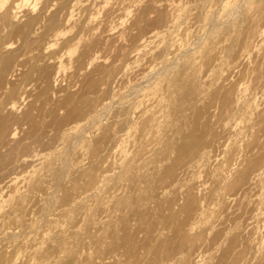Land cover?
Wrapping results in <instances>:
<instances>
[{
  "label": "bare ground",
  "instance_id": "6f19581e",
  "mask_svg": "<svg viewBox=\"0 0 264 264\" xmlns=\"http://www.w3.org/2000/svg\"><path fill=\"white\" fill-rule=\"evenodd\" d=\"M29 1L30 0H0V9L4 10V13H3L4 15H2L0 17L1 18L0 22L5 20V22L6 21L9 22V24H13L14 22L16 23L17 19L19 17H21V16H19L22 13L21 10L22 9L24 10L23 7L27 6L26 4H28ZM104 1H107V0H104ZM104 1L102 0V3ZM115 1H112V2H115ZM129 1H131V0H128L127 2H129ZM191 1H193V0H191ZM50 2H51L50 0H47L46 7H44V8H48L49 4L51 7ZM52 2H53V0H52ZM94 2L96 4H98L97 2H99V4H98L99 6L102 5L100 0H94ZM137 2H138V0H137ZM142 2H143V0H142ZM162 2H163V0H162ZM177 2H178V0L177 1L170 0V1H167V2L159 4V5L156 4L157 6L155 5V3H152V4L150 3V5L148 7L146 6L147 8L144 9L145 11L142 8L140 9V11H144V13L142 15V13L140 12L141 14H139V15H142V16L138 17V19L133 23V26H131V29L129 32L127 29H125L126 27L125 28L123 27L124 24L122 25V29H124L125 31L127 30L126 32L129 34V37L130 36L132 37L133 32L136 31L137 32V34H136L137 39L138 38L142 39V43L137 50V51H139V54H140V52L143 53L145 56H147V58H151L152 61L154 59H155V61L159 60V61H156V63L153 64L152 66L149 65V67H147V68L144 67L143 72H142V74H144V77H142V79L139 78L140 80L137 79V80L141 81L139 84H138L139 81L137 82L135 77H133V79L136 80L137 84L135 85L134 81H133L132 83L134 86L131 85V86H133V89L131 88V86H129V88H128V90L131 88V90L129 91L130 94L129 93L125 94L126 97L129 94L128 97L130 98V100H128L126 102L120 101L121 103L116 102V103H118L117 106L115 105V103L112 100L109 103H107V105H105L104 107H101V108L97 107L95 105V102L97 101L100 92L102 93V91H104V89L108 86V84L105 83V77L110 76L111 72H109L108 76H105V70H103V71L98 70L99 65H101V63H102L101 61H100L101 63H99V59H101L100 58L101 56L98 55L99 56V58H98L97 56H95V54H96L95 53L94 56H92L90 58L88 57L90 61H89L88 65L86 66V68L88 67L89 72H90V67H92L96 63H99V65H98L97 71L94 72V74L85 76V79L83 78L84 79L83 80L84 81V85H83L84 89L83 90H85V92H86L85 98L79 102H75L72 99L73 97L72 98L67 97L68 99L67 100L65 99L66 105L68 107L66 109L69 110V113H68L69 117H76V118L83 117L86 109H87L86 113H90V116H91V117H89L90 120H88L87 122H83V125L77 131L75 130L72 132V136L70 137V142H69L68 146L66 147V145H64L66 147V149H64V151L61 150V151H63L62 155L69 154L70 156L68 155L62 159H59L58 156H55V154H52V155L50 154V155L46 156L45 152L50 151V149H51V143L49 141L50 137L48 136L49 134L46 130L44 131V126H46V124L45 123H42V124L39 123L36 119L37 115L35 117L34 114L32 112H30V110L28 112L25 111L26 112L25 113L24 109H22V108H25V106L23 107V105H21L22 107L21 108L19 107L20 109H18L17 105H19V103L12 102L11 105L8 106L9 107L8 110L12 114L14 122L18 121V118H19V117L16 118L17 117L16 114L18 112H21V113L24 112V115L22 114L23 116L20 120V128L19 129L17 128V129L18 130L21 129V131H23V132L26 131L28 133L26 140L18 141L17 140V136H18L17 134H19V132L17 130L10 129V127L12 125L10 126L9 121H7V119L1 118V115H0V205L2 202L5 204L9 200V204L7 203L8 206H7V209L5 211L3 210L5 207L2 209L0 208L1 211L3 210L2 211L3 214L0 215V264H82V257L84 256L85 253L82 252L79 254L78 251L75 252V250H72V248L70 247L71 246V240L74 241V239H76L79 236L78 234L80 233L79 230H78L79 231V233H78L74 229L77 217H76V219H74L75 222H74V220L73 221L71 220V222H70V217L67 216V214H68L67 210L68 209L66 208V206H68L70 203L75 202V204L80 205L82 207V209H84V207L87 204L89 205V201H91L92 199H97L96 203L98 202V204L102 205L103 210H102V212H100V213H102L101 218H99V215L95 214V216L97 215L96 216L97 219H95L94 216L93 217L91 216L92 218L89 217L88 222L86 221V226L88 228L87 227H83V228L85 230L86 229L90 230L91 233H93L91 229L104 230V231L106 230L107 232L108 231L112 232L118 236V234L121 231L125 232L124 230H128V229H131L134 231V229L138 228L139 225H142V223L144 224L145 222H148L150 218L155 217V216L159 217L158 218L159 222L155 225V227H152V229H149L148 233H147L149 236L154 237V240H151V237H150V241H152L153 243H152L151 248H150L151 250L148 249V251H150L151 256H150V258L143 256L141 258L140 264H203V263L205 264L206 263L205 261H207V259H205V261H203L204 258H202V257L206 254L202 255V257H201V255L196 256V253H198V251H197L198 246L195 247V244H196V241H201L202 239H207L208 237H209L208 238L209 240H204V242H203V244H205L206 246H211L212 244H214L213 250H217L221 247L225 248L224 256H223V258L219 264H264V258L262 256L263 246H264V108L259 109V107H255L251 103L252 99L254 98V96L256 94V91H255L254 96H252L251 94H250V96L248 94H245L246 91L242 92V93L235 91L236 94L233 97H231V94L228 93V91H227V93H225L226 95L223 97V100H221L219 102V104L215 105V107H214L215 111L212 114L210 112L209 115L212 118L213 117L216 118V115H219L218 116V117H220V118H218L219 119V122H218L219 126H221L220 125V119H221V122L223 121V124H224V121L226 122L224 125L225 136L223 137V139H226L228 142H229V140H230V142L232 140L234 147H233V151H230L231 156H230L229 160L226 162L225 166H223V167H225L226 170H223L222 168L213 169L214 172L213 173L211 172L212 174H209L210 177L209 176L204 177V179L209 178L204 183L194 184L193 186H190L189 184H187L186 181L190 177V174H193L192 172H194L195 168L206 167V170L205 169H203V170H205L207 172V169H208V171L210 172L209 168H211V170H212V168H214L216 166V164H215L216 162L213 160L215 153L212 150V147L215 143H220L223 141H222V139H221V141H218V139L216 140L215 138L218 137L216 135V137L214 136L210 141H208V143L203 142V140L205 141V139H203V137L205 135H207V136L210 135V134H207L209 132H207V133L205 132V135L203 137L200 134H199V136L196 135V136H198V138L196 136H194V133H189L190 135H188V133H187L188 136H185V133H184V136H182L180 139H177V138L175 139V137H176L175 136L174 137L175 140L173 141V139H172L173 142H171V144L167 142V143H164V145L161 144V147H159L160 145L159 146L157 145V147H159L158 148L159 150L156 149L157 147L155 148L156 149V156L153 153V155L155 156L154 158L157 157V160L154 158L152 159L151 163L152 164L155 163L152 167H145V166L140 167L142 165V163L139 165V167H136L135 164H132L133 159L131 161H129L130 163H127V161L124 160V158H123V161H125L124 163H127V164H126V167H124L125 169L123 168V166H125V164H123L122 169H124V170L120 169V172L122 170V171H124V174H127L129 176L128 182H130V184H128V182H127V185L125 187L120 186L118 188L115 187L116 186L115 182L113 185L111 184V187L112 186L113 187L112 188L109 187L110 191H112L110 199L107 200V198H103L104 196L103 197L101 196L103 199L100 198V194L101 193L103 194V191H104V181L106 179V178L104 179L102 176L100 177V180L97 181V183L95 184V186L92 189H90L86 192H82L78 195L75 192V189H76L75 186L78 183V179L76 177L77 175L82 177L83 180H84V178L85 179L92 178V173L86 171L87 168L85 169V164H84V162L86 160H88L89 158H87V156L82 155L80 153L81 149H82L80 147L82 146L81 145L82 143H84V142L88 141L90 138H92V137H89V134L91 132H89L90 130H88V129H91L94 125H96L100 119H104L105 121L99 128V138L96 137L95 145L93 147V154H99V160L98 161H100V157L103 156L101 154V151H100L102 142H104V141L109 142V140H112V139L116 140V138H118L117 136L121 135L120 133L124 132V129H126L127 127L129 128L130 126H132V124H139L141 126V137H142V139L149 138L151 136V132H152L153 128L156 125H158V123H160L161 120L166 118L168 110H169V106H170L169 104L172 101V99L174 101L173 97H175V95L177 98L179 95V98L178 99L176 98V101L174 103V108H173L174 121H172L173 124L168 122L167 128H169V123H170L172 125V127H170V131L174 126L176 129L175 132L177 131L179 133L178 135H180V134L182 135V133H183L182 131H184V128H182V126H184V125H183V123H182V125H180V123L182 122V119H185L184 118V116H185L184 107H186V105H187L186 100L188 98H189L188 100H190V98L196 97L197 101L200 102L204 99V97H203L204 91L200 90L201 89L200 88L201 83L199 84L200 81L197 82V80H199L200 78L202 79V75L204 74V72L202 75H200V78L197 77L198 79L195 78L193 81H191L192 84L189 83L190 86L188 88H186L187 91L184 90V92L185 91L186 92L184 93V97L181 98V95L183 96V94H182L183 91H181V90L183 88H185L184 83H185V80L187 77V73H188L187 71L189 69L191 70V73H192V71H194L191 67L196 63L195 60L197 59V55H199V54L202 55V53L203 52L205 53L207 50L210 53L212 51H215L216 56L213 58V61H212L213 69L210 71L211 68L209 69V67H208L209 70L208 69L207 70L209 71L208 72L209 74L208 73L207 74H208V77L215 78L217 83L220 80L226 81V83H227L228 80H230V78L233 77V75L237 72V70H239L238 72H240V69H244L242 67H246V61H247V59H249L250 55H251V57H253V56L256 57V55L252 56L253 52L258 51L256 47H252L248 50L243 49V52L240 55H238L237 57L235 56L236 55L235 51L237 50V44L238 43L240 44V42L245 41L246 33L244 32V25L246 24V22H249L251 24H256L255 27H258L257 23L262 22L264 20V0H198L197 2L195 1L196 4L195 3L194 4H192V3L187 4V2H186L185 4H187V5H194V6H191L190 8H188L186 11H184L182 6L180 4H177ZM139 3H141V2H139ZM139 3H137V4L139 6H141L142 4L140 5ZM118 4H116V5H118ZM132 4L134 5V3H132ZM105 5H107V4H105ZM127 5H128V3H127ZM138 5L137 6L135 5L136 6L134 8L135 11L137 10L136 9L137 7L140 8ZM187 5L186 6L183 5V6L187 7ZM121 6L122 7L124 6L123 2H122ZM121 6H120V8H121ZM28 7H29V5L27 6V9H28ZM52 7H53V5H52ZM132 7H134V6H131V8ZM170 7L173 8V10L176 12V15L177 14L178 15L175 16L176 19L173 21V27H172L173 29L171 31H166V29L163 27V26H165V24H163L164 20H163L162 15L158 16L159 18L158 17L156 18V15H155V19L152 20V18H151L152 15L150 13L153 10H155V11L161 10L162 11L161 13H164ZM134 9H133V11H134ZM163 9H166V10L163 11ZM29 10H32V9H29ZM114 10H115V8H114ZM128 10H130V9H128ZM20 11H21V13H20ZM25 11H26V9H25ZM44 11H45V14L47 13V16H48L49 12H46V10H44ZM130 11H131L130 13L133 14L132 10H130ZM155 11H153L152 14L153 13L155 14ZM111 12H112V10H111ZM127 12H126V14H127ZM180 12L181 13L185 12V13L183 16H180V14H181ZM193 12H196V15H198L197 18L199 20L196 21L195 18L192 17ZM1 13H2V11H1ZM43 13H42V15H43ZM108 13H110V11ZM124 13H125V11H124ZM32 14H34V11H32ZM38 14H37V17H32L31 11L30 12L27 11V13L25 14L27 17V20H26V23L24 24V26L17 28L18 22L16 25H14V27L15 26L16 27L13 30V33H14V35H16L19 38V42H20V48L18 47V50L17 49L13 50V48L16 47L17 44L16 43H15L16 45L11 44L12 41L11 42L9 41V43L11 45L10 44L9 45L3 44V42H2V44H0V91H2L6 87V85L4 87L2 84V82L4 81V78H5L4 72L17 61L18 56L21 55L20 53L27 51L29 49H32L35 45L40 43L42 41V39L45 37V34H46L45 31L46 30H47V34H48V31H49V33L55 32L54 27L56 26V23L59 20H57V19H56V21L54 19L48 20V21H50L48 27L42 28V27H40L41 23H40V26H38ZM132 14H129V15L131 16ZM156 14H158V13H156ZM159 14H160V12H159ZM172 14H173V12H172ZM74 16L75 15L70 14L69 17H66L67 18L66 24H65L66 27H67V25H69L74 20ZM130 16H128V17H130ZM45 17H46V15H45ZM116 17H117V15H116ZM118 17H120V16H118ZM133 17H134V14H133ZM172 17H174V16H172ZM22 18H24V16ZM22 18H20V20ZM125 19H126V17H125ZM131 19H132V17L130 18V20ZM135 19H136V17H135ZM164 19H165V17H164ZM242 19L245 20L244 24L240 28H236V24L240 23V21ZM79 20H77V21H79ZM115 22H116V20H115ZM42 23L44 24V22H42ZM120 23H121V21H120ZM120 23H119V25H120ZM96 24H97V22H96ZM115 24L116 23L113 24L114 28L116 26ZM182 24H186L190 28H191V26H192V28L196 27L193 31L195 33L197 32V35L195 36L194 40H192L189 43H186L185 45L182 44L181 39H179L180 35L177 34V28L179 26L181 28ZM46 25H47V23H46ZM74 25H75V23H74ZM76 25H77V27H79L78 22ZM76 25H75V29H76ZM109 25H110V23H109ZM128 25L130 27V24H128ZM150 25H152L151 27H153V28L152 29L150 28V30H148L149 29L148 27H150ZM85 26L83 27L84 31H85V29H87V27L85 28ZM6 27H7V24H6ZM14 27H12V29ZM90 27L92 28V26H90ZM90 27H89V29H90ZM129 27H128V29H129ZM161 27H163L165 30L164 29L161 30ZM101 28L102 27H100V29ZM119 28L121 29V27H119ZM119 28L117 31L121 32L122 30H119ZM70 29L71 30L73 29V32L75 31L74 28H70ZM70 29H68L66 31V29L64 28L65 31L62 30L63 32H61V33L63 34V36H61V37H66L67 34L69 35L68 31L70 32ZM80 29H82V28H80ZM95 29H97V28L95 27ZM103 29H104V27H103ZM6 30H7V28H6ZM105 30H106V28H105ZM107 30H106V32H107ZM110 30H112V28ZM163 30H164V33L161 32ZM0 31H1V24H0ZM10 31H12V30L10 29ZM10 31H8V32H10ZM87 31L88 30H86V32ZM117 31L115 30V32H117ZM120 32H118V35ZM5 33H6V31H5ZM59 33L60 32H58V34H57V32H55V34H52L53 35L52 38H49L50 41L49 42L47 41L48 43L45 42V46L41 47V50H42L41 53L43 52L45 55H47L48 51H50L51 49H53L55 46L58 45L57 42H59V43L62 42L58 39V38H60ZM84 33H83V35H85ZM111 33H113V30L110 31V37L113 36V35L111 36ZM120 34H121L120 36L123 38L125 36H127L125 32H122ZM70 35H71V33H70ZM101 35H105L104 32ZM116 35H117V33H116ZM6 36L8 37L7 34H6ZM108 36H109V34H108ZM120 36H119V38H120ZM12 37H13V34H12ZM46 37H49V36L47 35ZM75 37H76V35H75ZM252 37L259 40L260 48L264 47V23H261V25H259V28H257V30L253 33ZM80 38H82V37H80ZM11 39H13V38H11ZM66 39L67 38H65V40ZM248 39H250V37H248L247 40ZM160 40L164 44L163 47H161V44H158V41H160ZM118 41L121 42L120 39ZM135 41H136V39L134 40V42ZM139 41L141 42V40H139ZM66 42H67V40H66ZM88 42H89V40H88ZM90 42H92V41H90ZM131 42H133V40ZM75 43H77V42H75ZM106 43H105V45H106ZM85 44H87V42ZM85 44H83V45H85ZM96 44H97V42H96ZM126 44H127V42H126ZM129 44H130V42H129ZM242 44H243V42H242ZM80 45L82 46V44H80ZM94 45L95 44H93V47H94ZM108 45H109V43H108ZM64 46H65V44H64ZM113 46H112V49H113ZM254 46H255V44H254ZM57 47H60V46H57ZM78 47H79V45H78ZM91 47H92V45H91ZM102 47H105V46L102 45ZM37 48H38V46H37ZM65 48L67 49V47H65ZM81 48H80V50H81ZM83 48H84V46H83ZM70 49H72V48H70ZM94 49H95V47L93 48V50ZM61 50L63 51L64 49H61ZM238 50H240V48ZM57 51H58V49H57ZM97 51H98V49H97ZM99 51H100V49H99ZM99 51H98V53H99ZM115 51H116V49H115ZM33 52L35 53V51H33ZM37 52H38V50H37ZM68 52H69V48H68ZM68 52H66V53L68 54ZM102 52H101V54H102ZM39 54H40V52H39ZM139 54L137 53V55H139ZM258 54H259V51L257 52V55ZM35 55H36V53H35ZM45 55H44V57H45ZM58 55H59V53H58ZM205 55H206V53H205ZM89 56H91V55H89ZM135 56L136 55H134L132 59H134ZM233 56H235V58H232ZM260 57H261V55H260ZM262 57H263V54H262ZM59 58H60V56H59ZM81 58H82L81 62L83 63V61H85V58L83 60L82 55H81ZM200 58H201V56H200ZM46 59H47V57H46ZM113 59H115V55H114ZM130 59H131V57H130ZM138 59L136 57V60H135L136 63H135V61H132L133 63H135V66H136V64H138V62H137ZM75 60L76 59H74V62H75ZM57 61L58 62L56 64L54 62H52L55 64L54 70L57 72L56 78L62 72H63V74L65 73L64 70L66 71L65 67L67 66V64L65 66L63 65L64 61L62 62V59L60 61L59 60H57ZM112 61H114V60H111V61L107 60V62H110V63ZM144 61L146 62V58ZM197 61H199V60H197ZM103 62H105V61H103ZM115 62H117V60H115ZM142 62H143V60H142ZM26 63H29V62L26 61ZM34 63H35V61H34ZM50 63H51V61H50ZM50 63H49V65H50ZM68 63L70 64V63H72V61L68 62ZM129 63H130V60L127 63V65ZM23 64H25V62L21 63V66ZM140 64L141 63H139L138 66ZM150 64H151V62H150ZM248 64L249 63H247V65ZM259 64H261V61ZM259 64H258V66H259ZM199 66L203 67V65H201V64ZM258 66L257 67L254 66V70L256 72L258 71V68L260 67L259 72H257L258 78L257 77L256 78L259 79V82H263L264 81V64L260 65L259 67ZM42 67H43V64H42ZM130 67H131L130 70H128L129 72H131V69L134 68L131 65H130ZM140 67H141V65H140ZM210 67H212V66H210ZM18 68H20V67H18ZM24 68L26 69V66ZM43 68L45 69V65ZM106 68H108V67H106ZM199 68H198V70L196 68H194V69L199 71ZM27 69H28V66H27ZM33 69L35 70V67ZM88 69H86V70H88ZM12 70H13V68H12ZM19 70H21V69H19ZM35 71H37V70H35ZM84 71L85 70L83 69V71L82 72L80 71V73L86 74L87 71H86V73H83ZM201 71H203V70H201ZM15 72H14V74H16ZM129 72H128V74H129ZM134 72H135V70H134ZM19 73H20V71H19ZM66 73H67V71H66ZM80 73H79V75H80ZM199 73H198V76H199ZM132 74L134 75V73H132ZM138 75H139V73H138ZM257 75H255V76H257ZM20 76L21 75H19V77ZM32 76L34 77V75H32ZM61 76L62 75H60V78H61ZM81 76H80V78H81ZM192 76L194 77V75H192ZM124 77H125V75H124ZM204 77H206V76L204 75ZM31 78H30V80H31ZM45 78H46V76H45ZM9 79H10V77H9ZM61 79H63V77ZM77 79H76V81L79 82V80H77ZM118 79H120V75H119ZM209 79L210 78H208V80ZM240 79H242V78L240 77ZM27 80H29V79H27ZM44 80H46V79H44ZM204 80L205 79L203 78V81ZM206 80H207V78H206ZM236 80L239 81V79H237V77H236ZM58 81L60 82V80H58ZM58 81H56V79H55V82H51V84L53 83L54 86L53 85H50V86L56 88L55 83H58ZM213 81H214L213 83H215V80H213ZM248 81H249V79H248ZM33 82H34V80H33ZM116 82L117 81L115 80V84H116ZM129 82H131V80ZM8 83H10V82L7 81V84ZM121 83H122V80H121ZM161 83H164V85L166 84V89L164 91L161 88L162 92H164V93L158 94V92H152L154 89H156V87H159V85ZM217 83L215 85H217ZM235 83L236 82H234V84ZM40 84L41 83L39 81V85ZM79 84H80V82H79ZM79 84H77V85L79 86ZM124 84L127 85L126 82H124ZM227 84H229V83H227ZM25 85L27 86V84H25ZM35 85L38 86L36 83H35ZM35 85H34V87H35ZM46 85H48V84H46ZM59 85H60V83L58 84V86ZM235 85H237V84H235ZM231 86L233 87V84ZM240 86H242V84H240ZM30 87H31V85H30ZM34 87L31 89L32 90L35 89ZM213 87H215V86L213 85ZM258 87H256V88L258 89ZM210 88H209V90L211 91ZM241 88L242 87H239V89H241ZM243 88H244V86H243ZM28 89L23 91L22 95L20 96L22 98L21 102L24 101V99H26V98L28 99V97L30 96ZM79 89H80V87H79ZM34 91H36V90H34ZM79 91H81V90H79ZM189 91H192L191 95L189 94ZM207 91L205 90V94ZM210 91H208L207 93H209ZM225 92H226V90H225ZM233 92H232V94H233ZM247 92H248V90H247ZM122 93H124V92L122 91ZM220 93H221V91H220ZM31 94H33V93H31ZM83 94H82V97H83ZM257 94L261 95V93H258V91H257ZM4 95H5V93H4ZM17 96H18V94H17ZM262 96L264 98V94H262ZM31 97H33V95ZM120 97L122 98V95H120ZM0 98H3V96ZM74 98H76V97H74ZM27 99L25 101H27V103H28L30 100L28 101ZM30 99L32 100V98H30ZM123 99L124 98H122V100ZM212 99L215 100V96L213 98H211V101H212ZM220 99H222V96H220ZM12 100H13V98L11 99V101ZM117 100L119 101L120 99H117ZM194 101H195V99H194ZM211 101H210V103H211ZM34 102H36V100ZM38 102H39V100H38ZM191 102H193V101H191ZM210 103H208V104H210ZM25 104H26V102H25ZM34 104L35 103H33V105ZM28 105H26V106L28 107ZM33 105L31 104V107ZM171 105H172V103H171ZM34 107H36V106H34ZM197 108H198V106H197ZM203 108L205 109V104H204ZM21 109H22V111H21ZM112 109H114L113 110L114 113L111 116L110 113H111ZM208 109H210V108H208ZM108 110H110V112H108ZM16 111H18V112H16ZM32 111H33V108H32ZM67 111H66V113H67ZM200 111H201V108H200ZM169 112H170V110H169ZM199 112H197V114H199ZM207 112H209V111L206 109V113ZM21 113H19L17 115H20ZM34 113H36V112H34ZM200 114L202 115V112ZM192 115L193 114H191V112H190L191 117H192ZM199 115H196V117L198 116V119L200 118ZM255 115H256L257 119H260V124H259L260 126H259L258 130H256L255 119L253 120V117ZM203 116H205V113L203 114ZM203 116H201V117H203ZM191 117L187 118V120L188 121H189V119L192 120ZM241 117H251L252 118V122L247 128L242 127ZM194 119H195V117H194ZM55 120L56 119H54V121ZM69 120H71V118H69ZM79 120L81 121V119H76V121H79ZM195 120H197V118ZM195 120H193V122ZM229 120H231V121L227 123V121H229ZM207 121H208V123L210 122V120H206V122ZM213 121H214V119H213ZM18 122H16V123H18ZM193 122H191V123H193ZM206 122H205V124H206ZM51 123H53V120ZM66 124H67V122H66ZM110 124H111V127H112V125H115V124H117L119 126V128L115 131V133L113 135H111L112 132H110V128H111L109 126ZM163 125H165V124H163ZM14 126H17V125L15 124ZM14 126H13V129L15 128ZM48 126L50 127L51 125H48ZM53 126H54V124H53ZM198 126L200 128V125H198ZM198 126H196L195 129ZM204 126L209 127V125H204ZM219 126L217 125V127L215 126L214 128H218ZM17 127H19V126H17ZM62 127H63V123H62ZM164 127H166V125ZM193 127H194V125H193ZM53 128H55V127H53ZM192 129H194V128H192ZM71 130H73V129H71ZM71 130H70V132L68 130H66V131L71 133ZM134 130L137 131V129H134ZM166 130L168 133V129H166ZM187 130H188V128L185 131H187ZM207 130L210 131V127ZM113 131H114V129H113ZM212 131H213V128H212ZM254 131H256L255 136H253L255 133ZM45 132H47V133H45ZM175 132H174V135H175ZM191 132H193V131H191ZM201 133L203 134V132H201ZM212 134H215V133L212 132ZM212 134H211V136H212ZM220 134L222 135L223 132ZM97 136H98V134H97ZM207 136H205V137L207 138ZM252 136H253V140L251 142H248V141H250L249 139ZM201 137L203 140L201 139ZM64 138H65V135H64ZM162 138L166 139L168 137L165 134L163 137L161 135V138H160L163 141ZM171 138H172V136H171ZM131 140H132V138H131ZM61 142H64V141H61ZM66 144H67V142H66ZM86 144L88 145V143H86ZM90 144H91V142H90ZM90 144H89V147H90ZM110 144H111V146H113V144H114L113 141ZM110 144L108 143V145H110ZM145 144H144L143 148L145 147ZM87 145H86V147H87ZM120 148H117V149H120ZM61 149H63V147ZM106 149H109V146H108V148L106 147ZM217 149L218 148L216 145L215 150H217ZM172 150L177 151V155H178L177 162L178 163L181 164L182 160H184V161L187 160V164L184 165V167H182V168L180 166L179 170H176L179 167V165L176 166L174 163H173V165H175V167H177L175 170H174V168H170L169 164H168V168L166 167L167 165H165L166 164L165 163L166 158L163 155V153L166 151L172 152ZM86 151L87 150H85L84 152H86ZM152 151L153 150L151 149V153H152ZM89 152H90V150H89ZM106 152H107V150H106ZM106 152L104 151V153H106ZM120 152H122V151H120ZM153 152H155V150ZM148 153L146 155H148ZM174 153L175 152H173V156L175 155ZM212 153H214V154L212 155ZM166 154H167V152H166ZM219 154H220V151H219ZM86 155H88V154H86ZM149 155H150V153H149ZM171 155L172 154H170V156ZM126 156H128V155L126 154ZM170 156L168 155V157H170ZM226 156H227V154H226ZM162 157H164L165 159H162ZM116 158H117V155H116ZM132 158H134V157H132ZM141 158L139 157L138 159H141ZM147 158L149 159L148 164H149V166H151L150 156H148ZM151 158H152V156H151ZM153 160H156V162H153ZM222 160H223V158H222ZM224 160H225V158H224ZM167 161H169L168 158H167ZM90 162H91V160H90ZM92 162H93V160H92ZM94 162H95V160H94ZM116 162H118V161H116ZM138 162H139V160H138ZM144 163H146V162H144ZM178 163H176V164H178ZM222 164L224 165V163H222ZM36 165H38L39 168H37ZM89 165H90V163H89ZM117 166L119 168L120 163ZM29 168H31V170H29L26 173V175H24L25 174L24 173L23 174L24 176H22V177L19 176L21 174V172H25ZM115 169H117V168L114 167L113 171ZM93 171H94V168H93ZM99 171L100 170L98 169V172ZM200 171H201V169H200ZM102 172H104V171L102 170ZM209 172H207V175ZM198 173H200V172H198ZM112 174H113V172H112ZM203 174H204V171H203ZM197 176H198V174H197ZM75 177H76V179H75ZM115 177H111V178H115ZM120 177H122V174L121 175L118 174V178H120ZM201 177H203V176H201ZM82 178H81V180H82ZM118 178H117V181L115 179L114 180L116 181V184H117V182H119V184L121 185V183H120L121 181H119ZM21 179H23V180L20 181ZM71 179L73 182L68 181ZM122 179H123V177H122ZM124 180L125 179H123L122 181H124ZM26 182H27V184H26ZM190 182L192 183V181H190ZM196 182H197V180H196ZM66 183L67 184L72 183V185H73L72 190L74 189V193L76 195L75 200L73 199V201H71V194L73 193V191L71 193L70 187L67 188L65 186ZM193 183H195L194 179H193ZM36 185H38L37 190L34 193H30L31 188L29 186H36ZM212 186L218 187L222 191L219 197L222 198V203H221L220 207L223 208V210L220 212V214L217 215L216 221L214 223H212L210 220H207V212L202 209V204H201V199H200V195L203 193V191L206 188L212 187ZM105 189H107V188H105ZM79 191H80V188H79L78 192ZM172 193L174 194V196H171ZM98 207H99V205H98ZM69 208H70V206H69ZM86 208H87V206H86ZM98 210H99V208H98ZM209 210H207V211H209ZM83 214L84 213H82L80 215V217ZM90 214H91V212H90ZM91 215H94V214L92 213ZM154 219H152V220H154ZM77 223H78V221H77ZM148 224H146V225L148 226ZM45 228H48V230L42 231V229H45ZM68 229H71V231ZM87 231L83 232V234L85 233L87 235L89 232V231L88 232ZM142 231H143V229H142ZM45 232L52 233V236L48 238L49 233L45 234ZM101 232L103 234L105 233L103 231H100V233ZM123 232H122V234H123ZM139 232H140V230H139ZM143 232H145V231H143ZM91 233H90V235H91ZM135 233H136V231H135ZM81 234H82V232H81ZM129 234H131V233L129 232ZM107 235L105 237L106 241H107ZM138 235H140V234L138 233ZM137 237H140V236H137ZM77 240H78V238H77ZM93 240H95V238L92 239L91 241L93 242ZM116 240H115V242L118 244L117 241L120 240V238L117 241ZM87 241H89V240L87 239ZM122 241H123V239H122ZM80 242H81V240H80ZM111 242L112 241H110V243ZM150 243L151 242H149V244ZM74 244H76L75 241H74ZM112 244L113 243H111V246H112ZM95 245H96V243H95ZM105 245H106V242H105L104 246ZM109 246L110 245H106V247L108 249L110 248ZM106 247H104L105 250H103L104 248L98 249V251H97L98 257L97 256H95V257L89 256L91 254H89L88 256L93 259V262H94V260H96V258H97V260L99 259V264H110V263L113 264L115 262H118L120 259L119 255H112L110 257H104V256L99 257V256H101L100 253L102 254V250H103V252H106ZM145 247H148V246L146 245ZM77 250H79L78 247H77ZM88 251H90V249ZM93 252H94V249H93ZM64 253L68 254L67 257L65 255L66 258L61 256V254H64ZM139 255H142V252H141V254L139 252ZM209 258H210V255H209ZM211 259H213V258H211Z\"/></svg>",
  "mask_w": 264,
  "mask_h": 264
},
{
  "label": "rangeland",
  "instance_id": "374dc122",
  "mask_svg": "<svg viewBox=\"0 0 264 264\" xmlns=\"http://www.w3.org/2000/svg\"><path fill=\"white\" fill-rule=\"evenodd\" d=\"M51 2V7H52V5H53V7L51 8L50 7V4H49V7L48 8H44V7H46V2H47V0H30L29 2H28V4H26L27 6L29 5V7H28V9H27V6H25V7H23L24 8V10L22 9L21 11H22V13H21V11H20V15L19 16H21V17H19L18 19H17V21H16V23L14 22L13 24H9V22H5V20L4 21H2V22H0V24H1V31H0V44H2V42H3V44H7V45H9L10 43H9V41L11 42V44H14V45H16V47H14L13 48V50H18V47L20 48V42H19V38L16 36V35H14V33H13V30L15 29V27H14V25H16L17 24V22H18V24H17V28L18 27H22V26H24V24L26 23V20H27V17H26V13H27V11L28 12H30L31 11V16L32 17H37V14H38V26H40V23H41V26L40 27H42V28H45V27H48V25H49V23H50V21H48V20H52V19H54L55 21H56V19L57 20H59V21H57V23H56V26L54 27V29H55V32H57V34H58V32H60L59 34H60V38H58L60 41H62V42H57V46H60V47H57V46H55L53 49H51L50 51H48V54L47 55H45L43 52L41 53V47H44L45 46V42L46 43H48L49 41H50V39L49 38H52V34H55V32H50L49 33V31H48V34H47V30L45 31V37L42 39V41L40 42V43H38L37 45H35L32 49H29V50H27V51H24V52H21L20 54L21 55H19L18 56V59H17V61L12 65V66H10L5 72H4V76H5V78H4V81L2 82V84H3V86L5 87V85H6V87L2 90V91H0V97H2L3 96V98H0V115H1V118H4V119H7V121H9V125L11 126H9L10 127V129H12V130H17L18 132H19V134H17L18 136H17V140L18 141H21V140H26V137L28 136V133L25 131V132H23V131H21V129L20 130H18L19 128H20V120H21V118H22V116L24 115V112L26 111V112H28L29 110H30V112H32L33 114H34V116L36 117V115H37V117H36V119H37V121L39 122V123H45L46 124V126H44V131L46 130L47 132H48V136L50 137L49 138V141H50V143H51V149H50V151H47V152H45V154H46V156H48V155H52V154H55V156H58V158L59 159H62V158H65L66 156H68L69 154H64V155H62V153H63V151H64V149H66V147L68 146V144H69V142H70V137L72 136V132L73 131H77L82 125H83V122H87L88 120H90V118L89 117H91L90 116V113H86L87 112V109L85 110V112H84V115H83V117H79V118H76V117H69V110L68 109H66V108H68L67 107V105H66V100L68 99V98H72L75 102H79V101H82L84 98H85V95H86V92H85V90H83L84 89V79H85V76H88V75H92V74H94V72H96L97 71V69H98V65H99V63H101V65H99V71L100 70H105V76H108L109 75V72H111V75L110 76H108V77H105V83H107L108 84V86L104 89V91H102V93L100 92V94H99V96H98V99H97V101L95 102V105L97 106V107H104L105 105H107V103H109L111 100L115 103V105L117 106L118 105V103L121 101H123V102H126V101H128V100H130V98L128 97L129 96V94H130V90H131V88L133 89V81H134V84L136 85L137 84V82L140 80V79H142V77H144V74H142V72H143V69H144V67L145 68H147V67H149V65H153V64H155L156 63V61H159V60H156L155 61V59L152 61V59L151 58H147V56H145L143 53H141L140 52V54H139V51H137L138 50V48H139V46L141 45V43H142V39H140V38H138L137 39V36H136V34H137V32L136 31H134L133 32V36L131 37H129V34L126 32L127 30H128V32L130 31V29H131V26H133V23L138 19V17H141L142 15H143V13H144V9H146L149 5H150V3L152 4V3H155V5L157 4V5H159V4H162V3H165V2H167V1H170V0H163V2H162V0H143V2H142V0L140 1V0H138V2H137V0H131V1H129V2H127L128 0H107V1H104L103 3H102V0H100L101 1V3H102V5H98L99 4V2H97L98 4H96L95 2H94V0H53V2H52V0H50ZM109 1V2H108ZM112 1H115V2H112ZM147 1V2H146ZM175 1H177V0H175ZM182 0H178V2H177V4H180L181 6H182V8L184 9V11H186L188 8H190L191 6H194V5H187L188 3H192V4H196V2L198 1V0H193V1H191V0H183L182 2H181ZM196 1V2H195ZM122 2H123V7L121 6L122 5ZM139 2H141V3H139ZM187 2V4H185ZM53 3V4H52ZM100 3V4H101ZM119 3V4H118ZM127 3H128V5H127ZM132 3H134V5L132 4ZM137 3H139L141 6H139ZM94 4V5H93ZM105 4H107V5H105ZM115 4V5H114ZM116 4H118V5H116ZM134 6V7H132L131 8V6ZM138 5L140 8H136L137 10L135 11V7ZM156 5V6H157ZM183 5H187V7H185V6H183ZM120 6H121V8H120ZM147 6V7H146ZM119 7V8H118ZM114 8H115V10H114ZM143 9L144 11H140V9ZM25 9H26V11H25ZM29 9H32V10H29ZM51 11H49V10ZM118 9V10H117ZM123 9V10H122ZM128 9H130V10H132V12H133V14H134V17H133V14L132 13H130L131 11L130 10H128ZM133 9H134V11H133ZM44 10H46V12H49L48 13V16H47V13L45 14V11ZM108 10V11H107ZM111 10H112V12H111ZM114 10V11H113ZM117 10V11H116ZM164 10H166V9H163V11ZM168 10V11H167ZM164 13H161L162 11L161 10H153V11H155V14L153 13L152 14V12L153 11H151V15H152V20H154L155 19V15H156V18L158 17V16H161L162 15V17H163V20H164V23L163 24H165V26H163L165 29H166V31H171L173 28V21L176 19V17L175 16H177L176 15V12L173 10V8H168ZM1 11H2V13H1ZM32 11H34V14H32ZM110 11V13H108ZM124 11H125V13H124ZM128 11V12H127ZM44 12V13H43ZM119 12V13H118ZM126 12H127V14H126ZM142 13V15H139V14H141ZM159 12H160V14H159ZM167 12V13H166ZM172 12H173V14H172ZM4 13V10H2V9H0V17L2 16V15H4L3 14ZM36 13V14H35ZM42 13H43V15H42ZM132 14L131 16L129 15V14ZM156 13H158V14H156ZM175 13V14H174ZM181 13V12H180ZM184 13L185 12H183V13H181L180 14V16H183L184 15ZM58 16H57V15ZM70 14L71 15H75L74 16V22L72 21L69 25H67V27L65 26V24H66V20H67V18L66 17H69L70 16ZM124 14V15H123ZM34 15V16H33ZM45 15H46V17H45ZM116 15H117V17H116ZM136 15V16H135ZM139 15V16H138ZM164 15V16H163ZM24 16V18H22ZM55 16V17H54ZM118 16H120V17H118ZM128 16H130V17H128ZM154 16V17H153ZM172 16H174V17H172ZM197 16L198 15H196V12H193V14H192V17L193 18H195V20L197 21V20H199L198 18H197ZM7 17V16H6ZM53 17V18H52ZM125 17H126V19H125ZM132 17V19L130 20V18ZM135 17H136V19H135ZM164 17H165V19H164ZM20 18H22L21 20H20ZM40 18V19H39ZM77 18V19H76ZM130 20H128V19ZM159 18V17H158ZM1 19V18H0ZM80 19V20H79ZM135 19V20H134ZM24 20V21H23ZM77 20H79V21H77ZM101 20V21H100ZM112 20V21H111ZM115 20H116V22H115ZM169 20V21H168ZM194 20V21H195ZM21 21V22H20ZM48 21V22H47ZM78 22V26L79 27H77V22ZM120 21H121V23H120ZM124 21V22H123ZM132 21V22H131ZM264 21V20H263ZM258 22L257 23V26L258 27H255L256 26V24H251V23H249V22H246V24L244 25V32L246 33V35H245V41H242L243 42V44H242V42H240V44L238 43L237 44V50L240 48V50H236L235 51V56L237 57L238 55H240L242 52H243V49H246V50H248V49H250V48H252V47H256L257 48V50L259 51V54L257 55V52L258 51H255V52H253L252 53V56L253 55H256V57L255 56H253V57H251V55L249 56V59H247V61H246V67H242V68H244V69H240V72H238L239 70H237V72L233 75V77H231L230 78V80H228V82L227 83H229V84H227L226 83V81H218V83L216 82V79L215 78H212V77H208V70L210 69V71L213 69V63H212V61H213V58L216 56V53H215V51H212L211 53L207 50L205 53H206V55H205V53L203 52L202 53V55L201 54H199V55H197V59L195 60V64L191 67L194 71H192V73H191V70L189 69L187 72V77H186V80H185V83H184V87L185 88H183L181 91H183V96L181 95V98H183L184 97V93L187 91V89L186 88H188L189 86H190V84H192V82L191 81H193L195 78H197V77H199L200 78V75H202L203 74V72H204V74L202 75V79L200 78L199 80H197V82L198 81H200L199 82V84L201 83V89L200 90H202V91H204V94H203V97H204V101L202 100V101H197V99H196V97H193V98H190V100H186V107H184V109H185V116H184V118L185 119H182V122L180 123V125H182V123H183V125L184 126H182V128H184V131H182L183 133H182V135L180 134V135H178L179 133L176 131L175 132V127L173 126V128L171 129V131H170V127H172V125L171 124H173V122L172 121H174V117H173V115H174V111H173V108H174V103H175V101H176V95H175V97H173L174 98V101H173V99H172V101L170 102V106H169V110H170V112H169V110H168V113H167V116H166V118H164L163 120H161L160 121V123H158V125H156L154 128H153V130H152V132H151V136L149 137V138H147V139H142V137H141V126L139 125V124H132V126H130L129 128L127 127L126 129H124V132H122V133H120L121 135H118L117 137L118 138H116V140L115 139H112V140H109V142L108 141H104V142H102V145H101V148H100V151H101V154L103 155L102 157H100V161H98L99 160V154H93V147H94V145H95V141H96V137L97 138H99V128H100V126L104 123V119H100L98 122H97V124L96 125H94L91 129H88V130H90L89 132H91L90 134H89V137H92V138H90L88 141H86V142H84V143H82L81 145V147L80 148H82L81 149V154L82 155H85V156H87V158H89L88 160H86L85 162H84V164H85V169H86V171H88V172H91L92 173V178H90V179H85L84 178V180H83V178L82 177H80V176H76L77 177V179H78V183H77V185L75 186L76 187V189H75V192H76V194L78 195V194H80V193H82V192H86V191H88V190H90V189H92L94 186H95V184L97 183V181H99L100 180V177L102 176L104 179H105V181H104V191H103V194L101 193L100 194V198L101 199H103V198H107V200L108 199H110V196H111V193H112V191H110V189H109V187H111V184L113 185L114 184V182H115V187H125L126 185H127V182H128V175L127 174H124V171H122V170H124L125 168L124 167H126V164L127 163H130L129 161H131L132 159V164H135V166L136 167H139V165L142 163V165L140 166V167H142V166H145V167H152L154 164H152L151 163V161H152V159L156 156V149H158L159 147H161V144L162 145H164V143H170L171 144V142H173L176 138L177 139H180L182 136H184V133H185V136H188V135H190L189 133H194V136H196V135H198L199 136V134L203 137L204 135H205V132L207 133V132H209V133H207V134H210V135H205V136H207V138L204 136L203 137V139H205V141L202 139V137H201V139L203 140V142H206V143H208V141H210L214 136L216 137V135L219 137H217V138H215L216 140L218 139V141H221V139H222V141L224 142H220V143H215L214 145H213V147H212V150L214 151V153L216 154H214V153H212V155L214 154V158H213V160L216 162L215 164H216V166L214 167V168H212V170H211V168H209V170H210V172L208 171V169H207V172H209L208 173V175H207V172L205 171L206 170V167H204V168H199V167H197V168H195L194 169V172H192L193 174H190V177L188 178V180L186 181L187 182V184H189L190 186H193L194 184H199V183H204L206 180H208L209 178H205L204 179V177H208L209 176V174H212L213 172H214V170L213 169H218V168H222L223 170H226L225 169V167H223V166H225V164H226V162L229 160V158H230V156H231V153H230V151H233V147H234V145H233V141L231 140V142H230V140H229V142L226 140V139H223V137L225 136V132H224V125H225V121H224V124H223V121L221 122V119H220V125L221 126H219V119L218 118H220V117H218L219 115H216V118H212L209 114H210V112H211V114L215 111V105L216 104H219V102L221 101V100H223V97L226 95L225 93H227V91H228V93H230L231 94V97H233L235 94H236V92H240V93H242V92H245V94H248L249 96H250V94L252 95V96H254V94H255V91H256V94H255V96H254V98L252 99V104L255 106V107H259V109H261V108H264V98H263V96H262V94H264V81L263 82H259V79H257L258 78V75H257V72H259V69H260V65H263L264 64V47H262V48H260V42H259V40H257V39H255V38H253L252 37V35H253V33L257 30V28H259V25H261V23H264V22ZM42 22H44V24L42 23ZM63 22V23H62ZM96 22H97V24H96ZM104 22V23H103ZM244 22H245V20L244 19H242L241 21H240V23H238V24H236V28H240L243 24H244ZM46 23H47V25H46ZM74 23H75V25H76V29H75V25H74ZM90 23V24H89ZM102 23V24H101ZM109 23H110V25H109ZM114 23H116L115 25V28H114ZM119 23H120V25H119ZM6 24H7V27H6ZM84 24V25H83ZM96 24V25H95ZM124 24V25H123ZM128 24H130V27H129V25ZM149 24V23H148ZM151 24V23H150ZM167 24V25H166ZM171 24V25H170ZM21 25V26H20ZM86 25V26H85ZM95 25V26H94ZM122 25H123V27L125 28V29H127L126 31L124 30V29H122ZM85 26V28L87 27V29H85V31H84V27ZM90 26H92V28L90 27V29H89V27ZM110 26V27H109ZM113 26V27H112ZM118 26V27H117ZM149 26V25H148ZM152 25H150V27H148L149 29L148 30H150V28L152 29L153 27H151ZM12 27H14L13 29H12ZM95 27L97 28V29H95ZM100 27H102L101 29H100ZM103 27H104V29H103ZM119 27H121V29L119 28ZM128 27H129V29H128ZM163 27H161V30L162 29H164ZM171 27V28H170ZM187 27V28H186ZM5 28V29H4ZM6 28H7V30H6ZM64 28L66 29V31L68 30V29H70V28H74V32H73V29L71 30L70 29V32L68 31V33H69V35L67 34V36L66 37H61V36H63V34L61 33V32H63L62 30H64ZM68 28V29H67ZM80 28H82V29H80ZM105 28H106V30H107V32H106V30H105ZM112 28V30H113V33H111V36L112 37H110V31H112V30H110ZM117 28V29H116ZM118 28H119V30H122L121 32L120 31H117L118 30ZM196 27H193L192 28V26H191V28L189 27V26H187L186 24H182L181 25V28H180V26L177 28V34L178 35H180L179 36V39H181V42H182V44L183 45H185L186 43H189V42H191L192 40H194V38H195V36L197 35V32L195 33L193 30L195 29ZM10 29L12 30V31H10ZM80 29V30H79ZM100 29V30H99ZM164 29V30H165ZM181 31H180V30ZM190 29V30H189ZM86 30H88L87 32H86ZM115 30L117 31V32H115ZM164 30L163 31H161V32H163L164 33ZM183 30V31H182ZM197 30V29H196ZM195 30V31H196ZM5 31H6V33H5ZM8 31H10V32H8ZM65 31V30H64ZM79 31V32H78ZM101 31V32H100ZM165 31V32H166ZM85 32V33H84ZM98 32V33H97ZM103 32H104V34L105 35H101V34H103ZM118 32H120V33H122V32H125L126 33V35L127 36H125L124 38L123 37H121L120 35V33H119V35H118ZM187 32V33H186ZM5 33V34H4ZM65 33V32H64ZM67 33V32H66ZM70 33H71V35H70ZM79 33V34H78ZM83 33L85 34V35H83ZM90 33V34H89ZM94 33V34H93ZM97 35H96V34ZM101 33V34H100ZM116 33H117V35H116ZM6 34L8 35V37L6 36ZM11 34V35H10ZM12 34H13V37H12ZM108 34H109V36H108ZM187 34V35H186ZM4 35V36H3ZM49 36V37H46V36ZM75 35H76V37H75ZM84 37H83V36ZM89 35V36H88ZM101 37H100V36ZM116 35V36H115ZM15 36V37H14ZM119 36H120V38H119ZM135 36V37H134ZM80 37H82V38H80ZM248 37H250V39H248L247 40V38ZM3 40H2V39ZM11 38H13V39H11ZM15 38V39H14ZM65 38H67L66 40H67V42H66V40H65ZM84 38V39H83ZM114 38V39H113ZM132 38V39H131ZM11 39V40H10ZM18 39V40H17ZM120 39V41L121 42H119L118 40ZM131 39V40H130ZM136 39V41L134 42V40ZM88 40H89V42L90 41H92V42H88ZM95 40V41H94ZM98 40V41H97ZM100 40V41H99ZM108 40V41H107ZM133 40V42H131ZM139 40H141V42L138 41ZM256 42H255V41ZM48 41V42H47ZM83 41V42H82ZM117 41V42H116ZM125 43H124V42ZM8 42V43H7ZM75 42H77V43H75ZM79 42V43H78ZM87 42V44H85ZM96 42H97V44H96ZM107 42V43H106ZM126 42H127V44H126ZM129 42H130V44H129ZM138 42V43H137ZM258 42V43H257ZM16 43V44H15ZM100 43V44H99ZM102 43V44H101ZM105 43H106V45H105ZM108 43H109V45H108ZM111 43V44H110ZM113 43V44H112ZM115 43V44H114ZM121 43V44H120ZM132 43V44H131ZM137 45H136V44ZM10 44V45H11ZM64 44H65V46H64ZM79 45V47H78V45ZM80 44H82V46L80 45ZM83 44H85V45H83ZM93 44H95L94 45V47H95V49L93 50ZM120 44V45H119ZM158 44H161V47H163V43L161 42V40L160 41H158ZM254 44H255V46H254ZM13 45V46H14ZM63 45V46H62ZM91 45H92V47H91ZM100 47H99V46ZM102 45H104L105 47H102ZM114 45V46H113ZM129 45V46H128ZM37 46H38V48H37ZM75 46V47H74ZM83 46H84V48H83ZM112 46H113V49H112ZM116 46V47H115ZM258 46V47H257ZM63 47V48H62ZM65 47H67V49L65 48ZM82 47V48H81ZM120 47V48H119ZM68 48H69V52H68ZM70 48H72V49H70ZM80 48H81V50H80ZM36 49V50H35ZM57 49H58V51H57ZM61 49H64L63 51L61 50ZM97 49H98V51H99V49H100V51H99V53H98V51H97ZM115 49H116V51H115ZM37 50H38V52H37ZM61 50V51H60ZM67 50V51H66ZM33 51H35V53H36V55H35V53L33 52ZM65 51V52H64ZM103 51V52H102ZM109 51V52H108ZM131 51V52H130ZM136 51V52H135ZM245 51V50H244ZM39 52H40V54H39ZM66 52H68V54L66 53ZM101 52H102V54H101ZM26 53V54H25ZM57 53V54H56ZM58 53H59V55H58ZM63 53V54H62ZM91 53V54H90ZM96 53V54H95ZM137 53L139 54V55H137ZM63 56H62V55ZM85 54V55H84ZM87 54V55H86ZM94 54H95V56H97L98 58H99V56H101L100 58L101 59H99V63H96L95 65H93L92 67H90V72H89V69H88V67L86 68V66L88 65V63H89V58L90 57H92V56H94ZM262 54H263V57H262ZM40 55V56H39ZM44 55H45V57H44ZM67 55V56H66ZM80 55V56H79ZM81 55H82V57H83V60H84V58H85V61H83V63L81 62L82 61V58H81ZM89 55H91V56H89ZM99 55V56H98ZM114 55H115V59H113L114 58ZM117 55V56H116ZM134 55H136L135 57H134V59H132L133 58V56ZM260 55H261V57H260ZM42 56V57H41ZM59 56H60V58H59ZM71 56V57H70ZM86 56V57H85ZM123 56V57H122ZM200 56H201V58H200ZM235 56H233L232 58H235ZM40 57V58H39ZM46 57H47V59H46ZM67 57V58H66ZM89 57V58H88ZM117 57V58H116ZM130 57H131V59H130ZM136 57H137V59H138V64L139 63H141L140 65H141V67H140V65L138 66V64H136V66H135V63H136ZM206 57V58H205ZM251 57V58H250ZM31 58V59H30ZM64 58V59H63ZM79 58V59H78ZM129 58V59H128ZM145 58H146V62L144 61L145 60ZM25 59V60H24ZM62 59V62L64 63L63 65L65 66L66 64H67V66L65 67V69H66V71H67V73H66V71L64 70V74H63V72L60 74V75H62L61 76V78L63 77V79H61L60 78V75L56 78V71L54 70L55 69V67H54V65L58 62L57 60H61ZM68 59V60H67ZM74 59H76L75 60V62H74ZM87 59V60H86ZM149 59V60H148ZM261 59V60H260ZM263 59V60H262ZM32 60V61H31ZM72 61V63H68V62H71ZM107 60L108 61H111V60H114V61H112L111 63L110 62H107ZM115 60H117V62H115ZM129 60H130V63L127 65V63L129 62ZM142 60H143V62H142ZM197 60H199V61H197ZM26 61L27 62H31L30 64L29 63H26ZM34 61H35V63H34ZM41 61V62H40ZM49 61V62H48ZM50 61H51V63H50ZM87 61V62H86ZM101 61V62H100ZM103 61H105V62H103ZM132 61H135V63H133ZM260 61H261V64H259L260 63ZM25 62V64H23L22 66H21V63H24ZM40 62V63H39ZM43 62V63H42ZM52 62H54V63H52ZM119 62V63H118ZM150 62H151V64H150ZM49 63H50V65H49ZM87 63V64H86ZM104 63V64H103ZM109 63V64H108ZM114 63V64H113ZM118 63V64H117ZM125 63V64H124ZM199 63V64H198ZM247 63H249L248 65H247ZM28 64V65H27ZM36 64V65H35ZM42 64H43V67H44V65H45V69L42 67ZM111 64V65H110ZM113 64V65H112ZM203 65V67H201V66H199V65ZM212 64V65H211ZM258 64H259V66H258ZM26 66V69L24 68L25 66ZM77 65V66H76ZM107 65V66H106ZM125 65V66H124ZM130 65L132 66V67H134L133 69H131V72H129L128 70H130ZM27 66H28V69H27ZM96 66V67H95ZM197 66V67H196ZM210 66H212V67H210ZM254 66L255 67H259L258 68V71L256 72L255 70H254ZM18 67H20V68H18ZM35 67V70H37V71H35L33 68ZM68 67V68H67ZM76 67V68H75ZM105 69H104V68ZM106 67H108V68H106ZM138 67V68H137ZM140 67V68H139ZM196 68L197 70H198V68H199V71H197L196 69H194V68ZM208 67H209V69H208ZM12 68H13V70H12ZM18 68V69H17ZM96 68V69H95ZM137 68V69H136ZM203 68V69H202ZM252 68V69H251ZM19 69H21V70H19ZM25 69V70H24ZM44 69V70H43ZM83 69L85 70L83 73H86V71H87V73L86 74H81L80 73V71L82 72L83 71ZM86 69H88V70H86ZM208 69V70H207ZM44 72H43V71ZM54 70V71H53ZM107 70V71H106ZM112 70V71H111ZM134 70H135V72H134ZM137 70V71H136ZM201 70H203V71H201ZM16 71V72H15ZM19 71H20V73H19ZM25 71V72H24ZM201 71V72H200ZM14 72L16 73V74H14ZM18 72V73H17ZM128 72H129V74H128ZM200 72V73H199ZM252 72V73H251ZM48 73V74H47ZM79 73H80V75H79ZM91 73V74H90ZM128 75H127V74ZM132 73H134V75L132 74ZM138 73H139V75H138ZM141 73V74H140ZM196 75H195V74ZM198 73H199V76H198ZM208 73V74H207ZM256 73V74H255ZM13 76H12V75ZM37 74V75H36ZM54 74V75H53ZM78 74V75H77ZM9 75V76H8ZM19 75H21L20 77H19ZM32 75H34V77L32 76ZM65 75V76H64ZM82 75V76H81ZM119 75H120V79H118L119 78ZM124 75H125V77H124ZM132 75V76H131ZM192 75H194V77L192 76ZM204 75L206 76V77H204ZM255 75H257V76H255ZM40 76V77H39ZM45 76H46V78H45ZM55 76V77H54ZM80 76H81V78H80ZM9 77H10V79H9ZM15 77V78H14ZM32 77V78H31ZM39 77V78H38ZM123 77V78H122ZM130 77V78H129ZM133 77H135V79L137 80V79H139V80H137V82H136V80L135 79H133ZM236 77H237V79H239V81L238 80H236ZM240 77L242 78V79H240ZM246 77V78H245ZM257 77V78H256ZM263 77V76H262ZM14 80H13V79ZM30 78H31V80H30ZM51 78V79H50ZM78 78V79H77ZM84 78V79H83ZM108 78V79H107ZM126 78V79H125ZM203 78L206 80V78H207V80L205 81H203ZM208 78H210L209 80H208ZM27 79H29V80H27ZM43 79V80H42ZM44 79H46V80H44ZM55 79H56V81H58V80H60V82L58 81V83H55V86H56V88L55 87H52V86H50V85H53V83L51 84V82H55ZM76 79L77 80H79V82H80V84H79V82H77L76 81ZM82 79V80H81ZM119 81H118V80ZM131 80V82H129L130 80ZM198 79V78H197ZM248 79H249V81H248ZM21 80V81H20ZM33 80H34V82H33ZM37 82H36V81ZM42 80V81H41ZM53 80V81H52ZM82 82H81V81ZM115 80L117 81L116 82V84H115ZM121 80H122V83H121ZM213 80H215V83H213L214 81ZM257 80V81H256ZM7 81H9L10 83H8L7 84ZM13 81V82H12ZM19 81V82H18ZM39 81H40V85H39ZM126 82V84L128 85H125L124 84V82ZM190 81V82H189ZM231 81V82H230ZM238 81V82H237ZM241 81V82H240ZM18 82V83H17ZM49 82V83H48ZM112 82V83H111ZM136 82V83H135ZM141 81H139L138 82V84L140 83ZM212 82V83H211ZM222 82V83H221ZM234 82H236L235 84H237V85H235L234 84ZM27 84V86L25 85V84ZM30 83V84H29ZM32 83V84H31ZM35 83L40 87H38V86H36L35 85ZM60 83V85L58 86V84ZM121 83V84H120ZM129 83V84H128ZM165 83V82H164ZM164 83H161L160 85H159V87H156V89H154L152 92H158V94H163L164 92H162V90L164 91L165 89H166V84L164 85ZM189 85H188V84ZM217 83V85H215ZM221 83V84H220ZM239 83V84H238ZM262 83V84H261ZM46 84H48V85H46ZM77 84H79V86L77 85ZM233 84V87L231 86ZM240 84H242V86H240ZM10 85V86H9ZM30 85H31V87H30ZM33 85V86H32ZM34 85H35V87H34ZM81 85V86H80ZM131 85H133V86H131ZM164 85V86H163ZM206 85V86H205ZM213 85L215 86V87H213ZM221 85V86H220ZM225 85V86H224ZM257 85V86H256ZM12 86V87H11ZM20 86V87H19ZM54 86V85H53ZM74 86V87H73ZM76 86V87H75ZM78 86V87H77ZM129 86H131V88L128 90V88H129ZM243 86H244V88H243ZM259 86V87H258ZM30 87V88H29ZM35 88V89H31V88ZM79 87H80V89H79ZM105 87V86H104ZM204 87V88H203ZM211 87V88H210ZM213 87V88H212ZM239 87H242L241 89H239ZM256 87H258V89L256 88ZM21 88V89H20ZM29 88V89H28ZM55 88V89H54ZM82 88V89H81ZM161 88H162V90H161ZM203 88V89H202ZM209 88L211 89V91L209 90ZM232 88V89H231ZM6 89V90H5ZM29 90V94H30V96L28 97V103H27V101H25L26 99H24V101H22L21 102V95H22V93H23V91H25V90ZM39 89V90H38ZM218 89V90H217ZM220 89V90H219ZM222 89V90H221ZM237 89V90H236ZM239 89V90H238ZM243 89V90H242ZM253 89V90H252ZM263 89V90H262ZM34 90H36V91H34ZM79 90H81V91H79ZM108 90V91H107ZM126 92H125V91ZM184 90H186L185 92H184ZM205 90L207 91H210L209 93H207L206 92V94H205ZM225 90H226V92H225ZM234 92H233V91ZM247 90H248V92H247ZM6 91V92H5ZM79 91V92H78ZM107 91V92H106ZM122 91L124 92V93H122ZM161 91V92H160ZM220 91H221V93H220ZM236 91V92H235ZM251 91V92H250ZM257 91H258V93H261V95L259 94H257ZM263 91V92H262ZM85 92V93H84ZM111 92V93H110ZM224 92V93H223ZM232 92H233V94H232ZM253 92V93H252ZM4 93H5V95H4ZM31 93H33V94H31ZM84 93V94H83ZM127 93H129L128 95H127V97H126V95L125 94H127ZM191 93H192V91H189V94L191 95ZM213 93V94H212ZM17 94H18V96H17ZM82 94H83V97H82ZM103 94V95H102ZM33 95V97H31ZM81 95V96H80ZM120 95H122V98H124L123 100H122V98L120 97ZM259 97H258V96ZM71 96V97H70ZM101 96V97H100ZM126 98H125V97ZM215 96V100L214 99H212V101H211V98H213ZM220 96H222V99H220ZM257 96V97H256ZM261 96V97H260ZM19 97V98H18ZM68 97V98H67ZM74 97H76V98H74ZM217 97V98H216ZM219 97V98H218ZM13 98V100L11 101V99ZM30 98H32V100L30 99ZM42 98V99H41ZM78 98V99H77ZM178 98H179V95H178ZM177 98V99H178ZM261 98V99H260ZM66 99V100H65ZM117 99H120L119 101L117 100ZM194 99H195V101H194ZM217 99V100H216ZM219 99V100H218ZM16 100V101H15ZM36 100V102H34ZM38 100H39V102H38ZM211 101V103H210V101ZM259 100V101H258ZM191 101H193V102H191ZM197 101V102H196ZM12 102H17V103H19V105H17L18 106V109H20L22 106L21 105H23V107L25 106V108H22V109H24V112H18V111H16V112H18L17 114H19V113H21L20 115H17L16 113V118H18V121H15L14 122V120H13V117H12V114L10 113V111L8 110V106H10L11 105V103ZM25 102H26V104H25ZM116 102H118V103H116ZM120 102V103H121ZM259 102V103H258ZM33 103H35L34 105H33ZM37 103V104H36ZM64 103V104H63ZM171 103H172V105H171ZM208 103H210V104H208ZM25 104V105H24ZM29 104V105H28ZM31 104L33 105L32 107H31ZM197 104V105H196ZM204 104H205V109L203 108L204 107ZM208 106H207V105ZM26 105H28V107L26 106ZM257 105V106H256ZM34 106H36V107H34ZM190 106V107H189ZM193 106V107H192ZM197 106H198V108H197ZM203 106V107H202ZM261 106V107H260ZM20 107V108H19ZM27 107V108H26ZM171 107V108H170ZM32 108H33V111H32ZM99 108V109H100ZM197 108V109H196ZM200 108H201V111H200ZM203 108V109H202ZM208 108H210V109H208ZM17 109V110H18ZM22 109H21V111H22ZM206 109L209 111V112H207L206 113ZM3 110V111H2ZM68 110V111H67ZM114 109H112L111 110V116L113 115V113H114V111H113ZM199 112V114L202 112V115L200 114H197V112ZM6 111V112H5ZM9 111V112H8ZM66 111H67V113H66ZM194 111V112H193ZM204 111V112H203ZM25 112V113H26ZM34 112H36V113H34ZM108 112H110V110H108ZM172 112V113H171ZM190 112H191V114H193L192 115V117L190 116ZM193 112V113H192ZM10 113V114H9ZM86 113V114H85ZM205 113V116H203V114ZM23 114V115H22ZM208 114V115H207ZM3 115V116H2ZM43 115V116H42ZM67 115V116H66ZM196 115H199L200 116V118L198 119V116L196 117ZM11 116V117H10ZM66 116V117H65ZM191 117V119L192 120H190L189 119V121L187 120V118H190ZM195 117V119L197 118V120H195L194 119V117ZM201 116H203V117H201ZM209 116V117H208ZM8 117V118H7ZM10 117V118H9ZM170 117V118H169ZM172 117V118H171ZM69 118H71V120H69ZM89 118V119H88ZM209 118V119H208ZM40 119V120H39ZM54 119H56L55 121H54ZM76 119H81V121L79 120V121H76ZM167 119V120H166ZM213 119H214V121H213ZM255 119V124H256V130H258L259 129V124H260V119H257L256 118V115L253 117V120ZM11 120V121H10ZM52 120H53V123H51L52 122ZM193 120H195L194 122H193ZM206 120H210V122L208 123V121L206 122ZM13 121V122H12ZM43 121V122H42ZM60 121V122H59ZM64 121V122H63ZM75 123H74V122ZM200 121V122H199ZM231 120H229V121H227V123L228 122H230ZM16 122H18V123H16ZM47 122V123H46ZM56 122V123H55ZM66 122H67V124H66ZM73 122V123H72ZM77 122V123H76ZM168 122H170L169 123V128H167L168 127ZM189 122V123H188ZM191 122H193V123H191ZM205 122H206V124H205ZM241 122H242V127L243 128H247L250 124H251V122H252V118L251 117H241ZM13 123V124H12ZM62 123H63V127H62ZM208 123V124H207ZM216 123V124H215ZM17 125V126H19V127H17V126H14V125ZM44 124V125H45ZM53 124H54V126H53ZM163 124H165L166 125V127H164L165 125H163ZM213 124V125H212ZM48 125H51L50 127L48 126ZM56 125V126H55ZM72 125V126H71ZM193 125H194V127H193ZM198 125H200V128H199V126ZM204 125H209V127H210V131L209 130H207V129H209V127H207V126H204ZM212 125V126H211ZM217 127V125L219 126L218 128H214L215 126ZM13 126L15 127L14 129H13ZM66 126V127H65ZM71 126V127H70ZM110 127H111V124L109 125ZM196 126H198L196 129H195V127ZM204 128H203V127ZM53 127H55V128H53ZM65 127V128H64ZM213 128V131H212V128ZM223 127V128H222ZM18 128V129H17ZM119 128V126L117 125V124H115V125H112V127L110 128V132H112L111 133V135H113L114 133H115V131L117 130ZM188 128V130L187 131H185L186 129ZM192 128H194V129H192ZM203 128V129H202ZM68 130L69 132H70V130L71 129H73V130H71V133H69V132H67L66 130ZM113 129H114V131H113ZM134 129H137V131L136 130H134ZM166 129H168V133H167V130ZM199 129V130H198ZM220 129V130H219ZM62 130V131H61ZM163 130V131H162ZM174 130V131H173ZM198 130V131H197ZM217 130V131H216ZM219 130V131H218ZM222 130V131H221ZM65 131V132H64ZM155 131V132H154ZM162 131V132H161ZM191 131H193V132H191ZM47 132H45V133H47ZM64 132V133H63ZM174 132H175V135H174ZM201 132H203V134L201 133ZM212 132L213 133H215V134H212ZM223 132V134L221 135L220 133H222ZM255 133H254V135L253 136H255V134H256V131H254ZM128 133V134H127ZM187 133H188V135H187ZM58 134V135H57ZM92 134V135H91ZM97 134H98V136H97ZM123 134V135H122ZM166 134V136L168 137V138H162L163 139V141L160 139L161 138V135H162V137L164 136ZM211 134H212V136H211ZM64 135H65V138H64ZM169 135V136H168ZM94 136V137H93ZM128 136V137H127ZM171 136H172V138H171ZM176 136V137H175ZM178 136V137H177ZM198 136H196L197 138H198ZM253 136L252 137H250V141H248V142H251L252 140H253ZM174 137H175V139H174ZM64 138V139H63ZM95 138V139H94ZM131 138H132V140H131ZM200 138V137H199ZM63 139V140H62ZM172 139H173V141H172ZM207 139V140H206ZM209 139V140H208ZM55 140V141H54ZM68 140V141H67ZM98 140V139H97ZM124 140V141H123ZM167 140V141H166ZM171 140V141H170ZM61 141H64V142H61ZM111 141V142H110ZM112 141H113V146H111V144L110 143H112ZM144 141V142H143ZM165 141V142H164ZM170 141V142H169ZM55 142V143H54ZM66 142H67V144H66ZM90 142H91V144H90ZM106 142V143H105ZM158 142V143H157ZM247 142V143H248ZM86 143H88V145L86 144ZM108 143L110 144V145H108ZM145 144V147L143 148V146H144V144ZM157 143V144H156ZM228 143V144H227ZM89 144H90V147H89ZM134 144V145H133ZM223 144V145H222ZM64 145H66V147L64 146ZM86 145H87V147H86ZM93 145V146H92ZM125 145V146H124ZM157 145L159 146V147H157ZM216 145H217V150H215L216 149ZM92 146V147H91ZM105 146V147H104ZM108 146H109V149H106V147L108 148ZM121 148H120V147ZM123 146V147H122ZM205 146V145H204ZM222 146V147H221ZM230 146V147H229ZM63 147V149H61ZM65 147V148H64ZM149 147V148H148ZM157 147V148H156ZM117 148H120V149H117ZM156 148V149H155ZM214 148V149H213ZM226 148V149H225ZM151 149L154 151L155 150V152H153L152 151V153H151ZM224 149V150H223ZM61 150H63V151H61ZM85 150H87L86 152H84ZM89 150H90V152H89ZM106 150H107V152H106ZM111 150V151H110ZM132 152H131V151ZM142 150V151H141ZM159 150V149H158ZM226 150V151H225ZM61 151V152H60ZM103 151V152H102ZM104 151L106 152V153H104ZM120 151H122V152H120ZM147 151V152H146ZM219 151H220V154H219ZM84 152V153H83ZM120 152V153H119ZM125 152V153H124ZM130 152V153H129ZM150 153V155H149V153ZM166 152H167V154H166ZM166 152H164L163 153V155L165 156V158L164 157H162V159H165L164 161H165V165H167L166 167L168 168V164L170 165V168H174V170L177 168V167H175V165L176 166H178L179 165V167L176 169V170H179L180 169V166H181V168L182 167H184V165H186L187 164V160H182V162H181V164L180 163H178L177 162V160H178V155H177V151L176 150H172V152L171 151H166ZM173 152H175L174 154V156H173ZM119 153V154H118ZM148 153V155H146ZM153 153H154V155H153ZM172 154L171 156H170V154ZM86 154H88V155H86ZM107 154V155H106ZM126 154L128 155V156H126ZM132 154V155H131ZM226 154H227V156H226ZM115 155V156H114ZM116 155H117V158H116ZM168 155L170 156V157H168ZM70 156V155H69ZM101 156V155H100ZM130 156V157H129ZM148 156H150V164H151V166H149V159L147 158ZM151 156H152V158H151ZM120 157V158H119ZM126 157V158H125ZM132 157H134V158H132ZM141 158V159H138V158ZM176 157V158H175ZM221 157V158H220ZM120 160H119V159ZM123 158H124V160H126L127 161V163H124L125 161H123ZM147 158V159H146ZM167 158H168V160L169 161H167ZM222 158H223V160H222ZM224 158H225V160H224ZM116 159V160H115ZM118 159V160H117ZM154 159H156L157 160V157L156 158H154ZM47 160V159H46ZM90 160H91V162H90ZM92 160H93V162H94V160H95V164L92 162ZM123 162H122V161ZM138 160H139V162H138ZM156 160H153V162H156ZM97 161V162H96ZM116 161H118V162H116ZM136 161V162H135ZM116 164H115V163ZM122 162V163H121ZM144 162H146V163H144ZM172 162V163H171ZM89 163H90V165H89ZM120 163V166H119V168H118V164ZM173 163L175 164V165H173ZM176 163H178V164H176ZM222 163H224V165L222 164ZM94 166H93V165ZM114 164V165H113ZM123 164H125V166H123ZM222 164V165H221ZM37 166V168H39V166L38 165H36ZM88 166V167H87ZM122 166H123V168L124 169H122ZM114 167H116L117 169H115L114 171H113V169H114ZM36 168V167H35ZM93 168H94V171H93ZM208 168V167H207ZM96 169V170H95ZM98 169L100 170L99 172H98ZM120 169H122L121 170V172H120ZM200 169H201V171H200ZM203 169H205V170H203ZM29 170H31V168H29V169H27L25 172H21V174L19 175L20 177H22V176H24V175H26V173L29 171ZM102 170L104 171V172H102ZM117 170V171H116ZM203 171H204V174H203ZM112 172H113V174H112ZM122 174V177H123V179H125L124 181H122L123 179H122V177H120V178H118V174L119 175H121L120 173ZM198 172H200V173H198ZM212 172V173H211ZM25 173V174H24ZM206 173V174H205ZM24 174V175H23ZM112 174V175H111ZM115 174V175H114ZM197 174H198V176H197ZM203 174V175H202ZM105 175V176H104ZM193 175V176H192ZM206 175V176H205ZM119 179V181H121L120 183H121V185L119 184V182H117V184H116V181H117V178ZM201 176H203V177H201ZM76 177H75V179H76ZM111 177H115V178H111ZM199 177V178H198ZM210 177V176H209ZM81 178H82V180H81ZM111 178V179H110ZM202 178V179H201ZM92 179V180H91ZM113 179V180H112ZM116 181H115V180ZM190 179V180H189ZM193 179H194V182L195 183H193ZM201 179V180H200ZM204 179V180H203ZM23 179H21L20 181H22ZM110 180V181H109ZM196 180H197V182H196ZM19 181V182H20ZM68 181H70V182H73L72 181V179L71 180H68ZM67 181V182H68ZM190 181H192V183L190 182ZM199 181V182H198ZM185 182V183H186ZM26 184H27V182H26ZM124 184V185H123ZM128 184H130V182H128ZM68 185V186H67ZM72 185V183H70V184H67L66 183V187L67 188H69L70 187V189H71V193H72V191H73V193L71 194V201H73V199L75 200V197H76V195H75V193H74V189L72 190V188H73V185ZM107 185V186H106ZM31 189H30V193H34L36 190H37V188H38V185H36V186H29ZM113 187V186H112ZM111 187V188H112ZM79 188H80V191L78 192V190H79ZM82 188V189H81ZM105 188H107V189H105ZM109 189V190H108ZM77 190V191H76ZM106 190V191H105ZM221 190H220V188H218V187H215V186H212V187H208V188H206L204 191H203V193L200 195V199H201V204H202V209L203 210H205L206 212H207V220H210L212 223H214L215 221H216V218H217V215H219L220 214V212L223 210V208H221L220 206H221V203H222V198H220L219 196H220V194H221ZM106 194V195H105ZM103 198H102V197ZM171 196H174V194L172 193V195ZM98 198V197H97ZM96 201H97V199H92L91 201H89V205L87 204L86 206H87V208H86V206L84 207V209H82V207L80 206V205H78V204H75V202L74 203H70L68 206H66V208L68 209L67 211V216H69L70 217V222H71V220L73 221L74 219H76V217H77V220H76V222H75V220H74V222H75V230L79 233V231H80V233L78 234L79 236L77 237L78 238V240H77V238L76 239H74V241H75V243L76 244H74V241L73 240H71V248H72V250H75V252L76 251H78L79 252V254L80 253H85L84 254V256L82 257V264H99V259L97 260V258H96V260H94V262H93V259L91 258V257H89V256H97L98 257V253H97V251H98V249L99 248H101V249H103L104 247H106V245H110L109 247V249L106 247V252H103V250H105V248L102 250V254L100 253V255L101 256H99V257H102V256H104V257H110V256H112V255H119L120 256V259H119V261L118 262H115V263H113V264H140L141 262V258L143 257V256H146L147 258L149 257L150 258V251H148V249H150L151 248V245H152V241H150V237L151 236H149L147 233H148V230L149 229H152V227H155V225L159 222V220H158V216H155V217H152V218H150L149 219V221L148 222H145L144 224L142 223V225H139V227L138 228H135L134 229V231L133 230H131V229H128V230H124L125 232H123V231H121L119 234H118V236L116 235V234H114V233H112V232H107L106 230L104 231V230H95V229H91L92 230V232L93 233H91V231L90 230H88V229H84L83 227H87L86 226V221L88 222V219H89V217L90 218H92L93 216H94V218L95 219H97L96 218V216L97 215H99V218H101L102 217V213H100V212H102V210H103V206L102 205H100V204H98V202L96 203ZM8 204H9V200H8V202H7ZM7 203H1V205H0V208L2 209V208H4L3 210L5 211L6 209H7V206H8V204ZM4 204V205H3ZM98 205H99V207H98ZM2 206V207H1ZM69 206H70V208H69ZM94 207V208H93ZM98 208H99V210H98ZM1 209H0V215H2L3 213H2V211H1ZM95 209V210H94ZM210 209V210H209ZM84 212H83V211ZM207 210H209V211H207ZM91 212V214L93 213L94 215H91L90 214V212ZM94 211V212H93ZM88 212V213H87ZM96 212V213H95ZM82 213H84L81 217H80V215L82 214ZM88 214V215H87ZM95 214H97L96 216H95ZM92 216V217H91ZM157 217V218H156ZM80 220H79V219ZM98 218V219H99ZM155 218V219H154ZM152 219H154V220H152ZM66 220V219H65ZM206 220V221H207ZM77 221H78V223H77ZM152 222V223H151ZM38 223V222H37ZM149 223V224H148ZM151 223V224H150ZM77 224V225H76ZM146 224H148V226L146 225ZM146 225V226H145ZM150 225V226H149ZM145 226V227H144ZM88 228V227H87ZM84 229V230H83ZM142 229H143V231H145V232H143L142 231ZM145 229V230H144ZM147 229V230H146ZM46 231V230H48V228H45V229H42V231ZM68 230H70L71 231V229H68ZM74 230V231H75ZM79 230V231H78ZM83 230V231H82ZM89 232H88V231ZM139 230H140V232H139ZM88 232V234L86 235L85 233L83 234V232ZM100 231H103V232H105L104 234L101 232L100 233ZM135 231H136V233H135ZM81 232H82V234H81ZM122 232H123V234H122ZM129 232L131 233V234H129ZM134 232V233H133ZM46 233H49V232H45V234ZM90 233H91V235H90ZM99 233V234H98ZM138 233L140 234V235H138ZM108 234V235H107ZM44 235V234H43ZM98 235V236H97ZM100 235V236H99ZM106 235H107V241H106ZM52 236V233H49V235H48V238L49 237H51ZM83 236V237H82ZM94 236V237H93ZM137 236H140V237H137ZM82 237V238H81ZM97 237V238H96ZM95 238V240H93V242L91 241L92 239H94ZM118 238H120V240H116V239ZM137 238V239H136ZM144 238V239H143ZM153 238V239H152ZM209 238V237H208ZM202 239L201 241H196V244H195V247L196 246H198L197 247V251H198V253H196V256L197 255H201V257H202V255H204V254H206V255H204L202 258H204L203 259V261H205V259H207V261H205L206 263L205 264H219L220 263V261L222 260V258H223V256H224V253H225V248L224 247H221V248H219V249H217V250H213V248H214V244H212L211 246H206L205 244H203V242H204V240H209V239ZM87 239L89 240V241H87ZM122 239H123V241H122ZM143 239V240H142ZM80 240H81V242H80ZM84 240V241H83ZM98 240V241H97ZM102 240V241H101ZM115 240L118 242V244L115 242ZM136 240V241H135ZM151 240H154V237H151ZM96 241V242H95ZM110 241H112L111 243H113L112 244V246H111V243H110ZM121 241V242H120ZM80 242V243H79ZM105 242H106V245L104 246V244H105ZM149 242H151L150 244H149ZM73 243V244H72ZM82 243V244H81ZM94 245H93V244ZM95 243H96V245H95ZM108 243V244H107ZM110 243V244H109ZM124 243V244H123ZM134 243V244H133ZM80 244V245H79ZM87 244V245H86ZM83 247H82V246ZM86 245V246H85ZM120 245V246H119ZM124 245V246H123ZM148 246V247H145V246ZM88 246V247H87ZM97 246V247H96ZM103 246V247H102ZM135 246V247H134ZM77 247H78V249L79 250H77ZM84 248V249H83ZM116 248V249H115ZM90 249V251H88ZM93 249H94V252H93ZM125 249V250H124ZM151 250V249H150ZM195 250V251H196ZM96 252V253H95ZM138 252V253H137ZM139 252H140V254H141V252H142V255H139ZM88 253V254H87ZM104 253V254H103ZM132 253V254H131ZM89 254H91V255H89ZM110 254V255H109ZM65 255H66V257L68 256V254H66V253H64V254H61V256L62 257H64V258H66L65 257ZM89 255V256H88ZM209 255H210V258H209ZM134 256V257H133ZM140 256V257H139ZM262 256H263V258H264V246H263V254H262ZM209 258V259H208ZM211 258H213V259H211ZM71 262V261H70ZM87 262V263H86ZM137 262V263H136ZM203 263V262H202ZM110 264H112V263H110ZM204 264V263H203Z\"/></svg>",
  "mask_w": 264,
  "mask_h": 264
}]
</instances>
